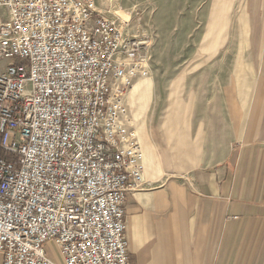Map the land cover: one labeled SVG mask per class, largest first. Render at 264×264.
<instances>
[{"label": "built area", "instance_id": "1", "mask_svg": "<svg viewBox=\"0 0 264 264\" xmlns=\"http://www.w3.org/2000/svg\"><path fill=\"white\" fill-rule=\"evenodd\" d=\"M4 264H132L126 200L151 187L128 96L145 43L99 0H0Z\"/></svg>", "mask_w": 264, "mask_h": 264}, {"label": "crops", "instance_id": "2", "mask_svg": "<svg viewBox=\"0 0 264 264\" xmlns=\"http://www.w3.org/2000/svg\"><path fill=\"white\" fill-rule=\"evenodd\" d=\"M239 14L235 40H208L225 60L180 67L190 125L139 133L134 113L151 187L126 200L132 264H264V0Z\"/></svg>", "mask_w": 264, "mask_h": 264}, {"label": "rangeland", "instance_id": "3", "mask_svg": "<svg viewBox=\"0 0 264 264\" xmlns=\"http://www.w3.org/2000/svg\"><path fill=\"white\" fill-rule=\"evenodd\" d=\"M99 2L108 17L120 23L125 21L126 33L145 43L146 62L150 73L146 78L135 81L128 96L131 115L136 125L135 113L139 133L147 115L155 124L168 116L164 120V125L168 122L175 125H190L189 120L192 116L189 118L188 115L192 114L194 108L191 87L183 84L182 79H178L180 67L183 64L208 61L211 55H215L214 52L212 54L209 52L210 40H216L217 45L218 43L223 45L225 40H235L236 30L241 28L242 22L238 21V16L245 0H99ZM6 13L5 8L0 7V15L6 17ZM226 31L229 36L232 33V38L224 36ZM224 48L211 59L225 60ZM236 58L235 50L232 59ZM46 250L52 259L64 264L61 250L56 243H49Z\"/></svg>", "mask_w": 264, "mask_h": 264}]
</instances>
